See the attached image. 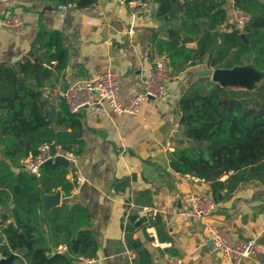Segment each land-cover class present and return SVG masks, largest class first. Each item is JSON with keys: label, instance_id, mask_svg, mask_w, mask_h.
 Wrapping results in <instances>:
<instances>
[{"label": "trees", "instance_id": "16d2710c", "mask_svg": "<svg viewBox=\"0 0 264 264\" xmlns=\"http://www.w3.org/2000/svg\"><path fill=\"white\" fill-rule=\"evenodd\" d=\"M41 1L55 8H86L96 0ZM148 1L156 4L153 16L161 24L152 31L151 43L174 73L201 61L213 69L252 64L264 71L263 1L232 0V8L249 16L242 27L228 21L226 0ZM189 42L195 46H186ZM30 53L32 58L25 56L17 65L0 63V255H17L10 264H79L98 252L87 206L63 201L42 211L44 199L56 190L64 199L71 195L75 186L67 178L70 163H44L38 176L20 164L44 143L75 158L85 148L80 115L69 112L61 97L52 103L44 95L67 64L61 32L41 25ZM51 107L54 119L48 115ZM177 108L180 129L169 155L170 170L206 182L217 205L243 182H264L259 175L264 166V81L246 90L221 87L209 76H199L182 93ZM137 222L130 216L124 226L126 245L135 253L132 264H157L132 238Z\"/></svg>", "mask_w": 264, "mask_h": 264}, {"label": "crops", "instance_id": "0c3cea01", "mask_svg": "<svg viewBox=\"0 0 264 264\" xmlns=\"http://www.w3.org/2000/svg\"><path fill=\"white\" fill-rule=\"evenodd\" d=\"M231 2L226 0L228 21L242 27ZM155 8L156 4L151 5L149 15L133 18L119 0H96L86 8L69 5L65 10L41 0L1 3L0 13H16L22 25L19 29L0 27V63L17 65L25 56L32 58L28 52L43 25L61 32L67 51V64L58 82L44 89L47 99L56 103L64 87L82 84L108 69L117 80L118 97L126 102L152 72L151 59L156 54L152 31L161 26L153 16ZM186 46L194 47L195 42ZM212 70L204 61L184 66L167 82L165 95L147 102L136 116L114 114L102 103L77 112L85 148L70 165L82 173L84 181L68 198L56 192L59 204L78 202L91 213L98 252L90 264H132L135 253L127 247L124 235L130 216L139 222L132 238L155 263L167 264L164 255L168 254L180 258V264H225L206 238L204 222L185 215L184 196L188 192L208 195V184L168 166L180 129L178 99L193 80ZM259 175L264 181V166ZM115 183H123L124 189L114 190ZM128 199L148 208L149 214L137 217L126 205ZM215 214L220 218L239 215L235 235L255 240L251 255L242 264H264V182L241 183Z\"/></svg>", "mask_w": 264, "mask_h": 264}, {"label": "built area", "instance_id": "2783aa9c", "mask_svg": "<svg viewBox=\"0 0 264 264\" xmlns=\"http://www.w3.org/2000/svg\"><path fill=\"white\" fill-rule=\"evenodd\" d=\"M11 0H0L1 3H8ZM131 17L139 15L147 16L151 11V5L155 3L148 0H119ZM69 5L58 6L57 9L65 10ZM235 20L244 24L249 16L244 12L234 9ZM22 25L21 18L13 12L0 13V27H13L19 29ZM152 72L148 79L144 80L141 89L128 101L123 102L118 97L117 80L110 70L86 79L82 84H71L60 91V97L65 101L68 111L77 113L79 110L102 103L114 114L138 115L144 105L149 101L161 99L165 95L166 84L174 75L173 69L164 54H154L151 59ZM56 159L66 160L71 163L75 157L69 151L59 146H52L44 143L38 148L33 156L21 160V167L24 171L38 176L39 169L46 161ZM67 178L74 183L75 187L84 181L82 173L78 169H71ZM74 187V188H75ZM129 209L134 210L137 217H144L149 214L148 208L137 207L131 199L125 200ZM185 215L199 219L204 222L206 238L210 240L214 252H216L225 264H242L253 250L255 240L252 237L242 238L235 235V230L240 223L239 215L225 218L218 217L215 213L218 205L208 196L195 192H188L184 196ZM167 264H180L181 259L164 255ZM91 258H81L79 264H90Z\"/></svg>", "mask_w": 264, "mask_h": 264}, {"label": "water", "instance_id": "95a60500", "mask_svg": "<svg viewBox=\"0 0 264 264\" xmlns=\"http://www.w3.org/2000/svg\"><path fill=\"white\" fill-rule=\"evenodd\" d=\"M49 9V7H48ZM211 81L219 84L221 87H231L234 89H253L256 84L264 81V71L256 70L252 64L234 66L230 69L217 68L211 72ZM257 84V85H258ZM49 118L54 119V108H49ZM51 160L46 161L50 162ZM55 161L67 164L68 162L63 159H56ZM57 191V190H56ZM59 205V192L46 197L42 204V211L46 210L49 206ZM139 222L136 223L138 225ZM18 256L11 254L8 257L0 255V264H10Z\"/></svg>", "mask_w": 264, "mask_h": 264}, {"label": "rangeland", "instance_id": "374dc122", "mask_svg": "<svg viewBox=\"0 0 264 264\" xmlns=\"http://www.w3.org/2000/svg\"><path fill=\"white\" fill-rule=\"evenodd\" d=\"M208 76H209V78H210V80H211V72L208 74ZM257 84H258V83H257ZM257 84H256V85H257ZM234 88H236V87H234Z\"/></svg>", "mask_w": 264, "mask_h": 264}]
</instances>
